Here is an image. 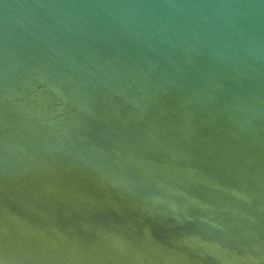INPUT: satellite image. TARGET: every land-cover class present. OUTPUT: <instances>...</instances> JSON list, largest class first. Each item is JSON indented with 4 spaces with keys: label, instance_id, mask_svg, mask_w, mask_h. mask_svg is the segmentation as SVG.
Masks as SVG:
<instances>
[{
    "label": "water",
    "instance_id": "water-1",
    "mask_svg": "<svg viewBox=\"0 0 264 264\" xmlns=\"http://www.w3.org/2000/svg\"><path fill=\"white\" fill-rule=\"evenodd\" d=\"M0 264H264V0H0Z\"/></svg>",
    "mask_w": 264,
    "mask_h": 264
}]
</instances>
